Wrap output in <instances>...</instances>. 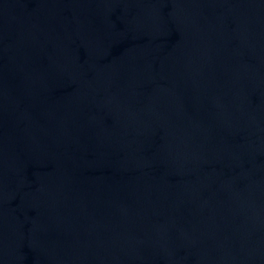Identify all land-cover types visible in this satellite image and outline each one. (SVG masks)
Masks as SVG:
<instances>
[{
    "label": "water",
    "instance_id": "water-1",
    "mask_svg": "<svg viewBox=\"0 0 264 264\" xmlns=\"http://www.w3.org/2000/svg\"><path fill=\"white\" fill-rule=\"evenodd\" d=\"M0 264H264V0H0Z\"/></svg>",
    "mask_w": 264,
    "mask_h": 264
}]
</instances>
